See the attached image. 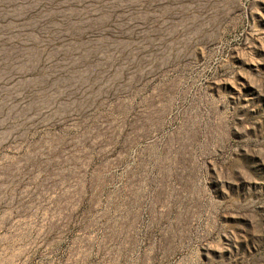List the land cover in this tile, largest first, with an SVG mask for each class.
Returning a JSON list of instances; mask_svg holds the SVG:
<instances>
[{"label": "rangeland", "instance_id": "374dc122", "mask_svg": "<svg viewBox=\"0 0 264 264\" xmlns=\"http://www.w3.org/2000/svg\"><path fill=\"white\" fill-rule=\"evenodd\" d=\"M0 264H264V0H0Z\"/></svg>", "mask_w": 264, "mask_h": 264}]
</instances>
